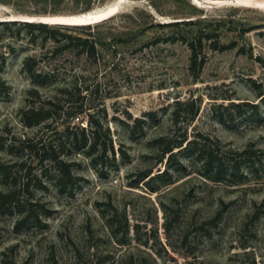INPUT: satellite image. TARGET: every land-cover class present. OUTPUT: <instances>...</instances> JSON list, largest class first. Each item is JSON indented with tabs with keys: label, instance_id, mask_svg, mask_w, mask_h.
Wrapping results in <instances>:
<instances>
[{
	"label": "rangeland",
	"instance_id": "rangeland-1",
	"mask_svg": "<svg viewBox=\"0 0 264 264\" xmlns=\"http://www.w3.org/2000/svg\"><path fill=\"white\" fill-rule=\"evenodd\" d=\"M116 1L0 0V20L73 16ZM260 1L124 0L119 14L93 26L38 31L0 25V196L15 194L11 208L0 212V264H264V107L252 114L244 106L242 116L221 108L257 104L264 93ZM179 21L193 22L158 26ZM173 32L190 40L209 33L198 76L189 69L187 45L165 41ZM69 36L100 40L99 62L78 61L62 50ZM217 42L235 48L218 51ZM27 63L33 70H54L56 80L35 85ZM82 68L99 72L84 104L92 118L55 117L27 127L23 113L33 105L63 103L61 92L71 90L72 76ZM178 100L187 106L178 109ZM197 105L199 113L187 124ZM147 113L156 115L145 118ZM89 121L101 143L112 139L115 156L94 160L87 147L76 148ZM68 126L79 134L77 146L64 134ZM185 131L209 137L226 152L251 149L257 172L242 186H205L194 173L174 176V184L158 193L142 184L131 188L140 172L165 168L152 141ZM29 140L39 149L52 146L71 165L73 178L65 179L64 190L54 164H41L27 152ZM32 208L30 220L17 226ZM104 216L113 220V232Z\"/></svg>",
	"mask_w": 264,
	"mask_h": 264
},
{
	"label": "trees",
	"instance_id": "trees-1",
	"mask_svg": "<svg viewBox=\"0 0 264 264\" xmlns=\"http://www.w3.org/2000/svg\"><path fill=\"white\" fill-rule=\"evenodd\" d=\"M179 21L175 23L159 24L160 28L179 27L186 23H192ZM2 26H24L31 30L46 31L49 26L44 24L22 23V22H0ZM205 27L202 28V30ZM201 30V31H202ZM209 33H203L199 37H194L190 40L185 34L173 32L171 35L165 38V41L170 44L182 43L186 44L190 50L189 69L198 76L199 72L206 65V58L202 57L204 40L209 38ZM68 42L63 46V49L67 54L72 55L78 59V61H84L85 63L91 62L97 64L102 57L103 44L101 41H93L89 38L83 37H67ZM214 49L218 51H225L235 48V43L230 45H220L215 43ZM27 70L31 77L32 82L35 85L42 86L51 83L56 80L57 75L55 71H38L29 68L27 63ZM99 72L89 71L87 69H80L72 76V88L71 90L64 89L61 93L63 97L67 98L63 103L58 100L56 102H50V108L37 107L36 105L30 106L22 115V120L27 127L39 126L43 122L49 121L52 118L56 119H79L80 116L86 115L89 118L93 116L90 109H84L85 99L87 96L93 95V90L90 89V83L98 82ZM76 94L75 99H71V95ZM85 93V96H82ZM259 102L257 104L250 103H230L227 106H221L226 114L242 116L241 108L244 106L252 109V114L259 111L260 106L264 107V93L259 96ZM178 109L181 106H187L181 100L175 101ZM194 103V101H193ZM61 104H64L63 106ZM246 104V105H240ZM65 105H68L65 109ZM224 107V108H223ZM200 106L197 105L196 109L191 110V116L187 119V124H191L197 114L199 113ZM156 113H147L144 117H152ZM224 114L219 115V119L222 122L227 121ZM139 122H146L145 120ZM174 123L179 124V110L174 113ZM90 127L83 128L81 130L82 142L78 148V133L70 131L71 127H66L64 134L68 140L72 139L77 149L88 148L89 156H94V160L102 158H108L109 155L115 156L116 151L113 141L110 137L106 139L104 143H101L100 131L95 127L93 121H89ZM25 149L33 157L39 159L41 164L46 161L53 163L57 173V186L64 190L65 179H72L71 165L64 161L60 154L52 146L46 148L42 146L40 149L38 143H32L30 140ZM154 149L159 154V163H165L163 171L154 172L153 169H149L138 174V179L131 185V188H139L142 184L148 192L158 193L161 189L169 187L174 184L175 178H187L192 174L196 175L203 180V184L220 185L225 184L227 186H242L248 180L249 176H253L257 170L255 169L254 153L251 149H245L238 152H226L219 146L213 145L209 137L196 134L194 137H190L188 132L185 131L177 138L173 137H159L152 141ZM12 148V147H11ZM13 149V148H12ZM11 149V150H12ZM81 149V150H83ZM42 152V153H41ZM41 154V155H40ZM184 161H191L198 165L196 171L189 169L188 165ZM260 162H263V158ZM253 164V165H251ZM1 174L5 175V168L0 165ZM15 194L10 192L0 196V212H4L11 208L14 202ZM203 201V199H202ZM33 207V206H30ZM33 208L25 211V215L17 226L26 224L33 215ZM107 221L108 227L113 232V220L108 217H103ZM108 218V219H107ZM129 228L127 227V230Z\"/></svg>",
	"mask_w": 264,
	"mask_h": 264
},
{
	"label": "bare ground",
	"instance_id": "bare-ground-1",
	"mask_svg": "<svg viewBox=\"0 0 264 264\" xmlns=\"http://www.w3.org/2000/svg\"><path fill=\"white\" fill-rule=\"evenodd\" d=\"M123 1L124 0H117L116 2H114L110 5L97 8L95 10L88 12V13L73 15V16H69L67 18H61V19H55V20L61 21L63 23H67V27H87V26H91V25L93 26V25H96V24L103 22L102 21L103 19H106V18L109 19V18L113 17L111 15L114 14L118 9H120L119 5L122 4ZM250 2H248V3H250ZM259 3H260L259 8L264 10V8H263L264 0L263 1L261 0ZM38 17H40V16H38ZM10 18L11 17H9V19ZM9 19L4 18V20H6V21H9ZM29 19H32V18H29ZM10 20H13V19H10Z\"/></svg>",
	"mask_w": 264,
	"mask_h": 264
},
{
	"label": "water",
	"instance_id": "water-1",
	"mask_svg": "<svg viewBox=\"0 0 264 264\" xmlns=\"http://www.w3.org/2000/svg\"><path fill=\"white\" fill-rule=\"evenodd\" d=\"M263 8H264V6H263ZM121 10L122 9H118L111 16H113V17L116 16L117 14L120 13ZM67 17H69V16H63V15H48V16H40V17H36V18H32V19H29V18H26L25 19V18L11 17L10 19H13V20H9V21L0 20V22H22V23L44 24V25H47L49 27H67V23H63L61 21L55 20V19H61V18H67ZM109 19L106 18V19H103L102 21L104 22V21H107Z\"/></svg>",
	"mask_w": 264,
	"mask_h": 264
}]
</instances>
